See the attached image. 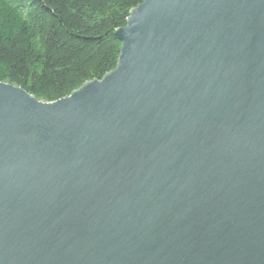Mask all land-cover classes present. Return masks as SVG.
<instances>
[{"label":"water","instance_id":"water-1","mask_svg":"<svg viewBox=\"0 0 264 264\" xmlns=\"http://www.w3.org/2000/svg\"><path fill=\"white\" fill-rule=\"evenodd\" d=\"M115 35L67 98L0 82V264H264V0H144Z\"/></svg>","mask_w":264,"mask_h":264},{"label":"trees","instance_id":"trees-1","mask_svg":"<svg viewBox=\"0 0 264 264\" xmlns=\"http://www.w3.org/2000/svg\"><path fill=\"white\" fill-rule=\"evenodd\" d=\"M144 0H0V82L54 103L119 61L116 31Z\"/></svg>","mask_w":264,"mask_h":264}]
</instances>
